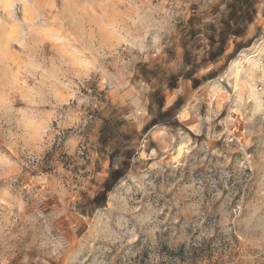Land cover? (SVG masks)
Wrapping results in <instances>:
<instances>
[{
  "label": "rangeland",
  "instance_id": "obj_1",
  "mask_svg": "<svg viewBox=\"0 0 264 264\" xmlns=\"http://www.w3.org/2000/svg\"><path fill=\"white\" fill-rule=\"evenodd\" d=\"M175 3L179 7L172 8L164 30L149 37L145 52L133 53L137 59L128 68L138 92L149 85L140 102L153 114L163 107L168 77L176 75L169 67L174 61L181 65L180 82L191 88L219 49L226 57L241 33H264V0ZM193 96L195 112L189 113L187 128L173 129V117L162 116L168 124L158 125L152 140L126 120L131 101L103 111L93 109L91 101L80 105L86 115L76 116L79 125L56 138L57 150L83 136L80 158L91 164L88 155L94 153L107 158L110 174L123 170L125 175L107 192V203L103 197L85 207L88 201L81 198L64 209L49 203L50 196L31 200L45 216L64 212L56 227L78 243L70 254L52 255L38 245L28 248V233L16 242L8 264H246L237 251L243 231L237 225L264 216V121L229 108L210 80ZM60 163L73 174L84 171L63 156ZM46 172L32 177L40 181ZM85 224L88 231L77 235Z\"/></svg>",
  "mask_w": 264,
  "mask_h": 264
},
{
  "label": "clouds",
  "instance_id": "obj_2",
  "mask_svg": "<svg viewBox=\"0 0 264 264\" xmlns=\"http://www.w3.org/2000/svg\"><path fill=\"white\" fill-rule=\"evenodd\" d=\"M173 7H179L175 0H0V264L14 258L16 242L28 233V248L38 245L52 255L70 254L78 243L56 227L64 212L45 216L31 200L50 196L49 203L64 209L81 198L88 201L85 207L101 196L107 203V158L91 152V164L80 158L77 145L83 136L57 150L56 138L79 125L76 116L86 115L80 105L91 101L93 109L103 111L131 101L126 120L152 140L157 126L168 124L162 116L173 117V129L187 128L189 113L195 112L193 93L210 80L229 108L264 121V33L258 31L241 33L226 57L219 49L191 88L180 82L181 65L174 61L169 67L176 75L168 77L160 113L140 102L149 85L138 92L130 84L133 53L146 51L149 37L164 30ZM62 156L84 171L65 169ZM41 169L47 172L37 181L32 173ZM241 225L239 258L264 264V216H250Z\"/></svg>",
  "mask_w": 264,
  "mask_h": 264
},
{
  "label": "trees",
  "instance_id": "obj_3",
  "mask_svg": "<svg viewBox=\"0 0 264 264\" xmlns=\"http://www.w3.org/2000/svg\"><path fill=\"white\" fill-rule=\"evenodd\" d=\"M125 175V171L123 170H117L111 173V178L107 184V188L109 189L108 191H110L114 185L116 183H118V181ZM107 191V192H108ZM100 198H103V196H101Z\"/></svg>",
  "mask_w": 264,
  "mask_h": 264
}]
</instances>
